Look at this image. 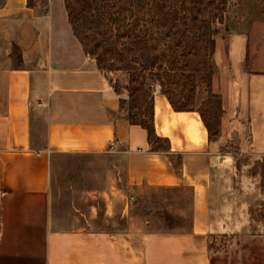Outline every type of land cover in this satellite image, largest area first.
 Wrapping results in <instances>:
<instances>
[{
    "label": "crops",
    "instance_id": "crops-1",
    "mask_svg": "<svg viewBox=\"0 0 264 264\" xmlns=\"http://www.w3.org/2000/svg\"><path fill=\"white\" fill-rule=\"evenodd\" d=\"M17 17L25 27L0 32L19 48L0 45V264H210L218 151L200 112L155 92L168 143L150 142L121 104L126 73L85 53L65 0H5L0 21ZM249 37L226 36L217 81L215 39L212 83L226 139L236 131L242 153L264 155V22Z\"/></svg>",
    "mask_w": 264,
    "mask_h": 264
},
{
    "label": "rangeland",
    "instance_id": "rangeland-1",
    "mask_svg": "<svg viewBox=\"0 0 264 264\" xmlns=\"http://www.w3.org/2000/svg\"><path fill=\"white\" fill-rule=\"evenodd\" d=\"M72 1L80 19L79 38L93 54L108 58L107 70L126 73L127 85L130 67L139 80L145 75V96L140 99L145 114L149 112L151 97L161 91L164 84L177 104L206 115L218 151L211 191L210 264H264V155L242 153L239 143L243 140H239L236 131L226 139L229 130L222 128V99L212 83L215 47L209 58L212 68L209 81L208 69L203 63L205 58L198 56L193 47L196 40V45H200L202 29L186 28H191L194 19L206 18L210 0ZM263 22L264 0L227 2L223 21L211 25L217 30L214 42L216 38L219 40L214 62L216 81L224 74L226 36L230 32L234 35L248 33L249 43L254 45L256 38L262 36ZM27 23L22 17H17L16 21L2 20L0 32H5L6 37L7 31L13 32L17 26L25 27ZM10 41L11 44L7 38H0V45L10 46L17 53L15 40ZM252 52L246 69L256 67V55ZM168 59H174L173 67L177 68L181 66L179 60L183 59L184 71L176 75L155 68L157 63L165 64ZM123 106L127 109L128 98ZM245 132L248 140V129ZM158 144L164 146L165 143ZM141 218L136 215L137 222Z\"/></svg>",
    "mask_w": 264,
    "mask_h": 264
},
{
    "label": "trees",
    "instance_id": "trees-1",
    "mask_svg": "<svg viewBox=\"0 0 264 264\" xmlns=\"http://www.w3.org/2000/svg\"><path fill=\"white\" fill-rule=\"evenodd\" d=\"M5 0L0 1V6L4 4ZM229 0H210L209 4V10L206 18H200L198 20L194 19L193 24L191 25V28L186 27L188 30H194V29H202L201 31V43L200 45H196L197 40L195 41L194 44V49L197 50V55L205 58L204 60V66L205 68L208 69V79L210 81L211 79V74H212V68L209 63V58L214 52V47H215V42L213 35L217 33L216 28H212L211 25H213L215 22H222L223 21V13L226 9V4ZM28 4H31V0H28ZM65 7L67 10V16H68V21L72 27V31L75 34V36L79 39V42L81 43V46L85 53L90 55L91 57H94L97 63V66L101 70H107L108 67L106 66L108 58L93 54L85 45L83 40L79 38V33H78V22H79V16L77 14V7L75 6V3L72 0H65ZM186 29V30H187ZM187 30V31H188ZM179 55V54H176ZM182 54H180L181 56ZM184 56L187 55V53L183 54ZM172 56V55H171ZM175 59V58H174ZM165 60V64L162 62H159L156 64L155 68L158 70L162 69L167 72L176 74L179 73L181 70L184 71V66L182 65L183 59H180L179 62H181V66L179 68L173 67V62L175 60ZM247 62L245 61V64ZM201 69V68H200ZM130 73L129 77V83L127 85V91H128V118L129 121L133 124H138L141 127H143L147 131V136L150 142L152 143H157L160 141V139L155 135V130H154V124H153V106H152V98L149 103V112L145 114L141 107H140V99L144 97V84H145V75L143 76V79L139 80L137 77H135L132 73V68L130 67L128 69ZM172 74V76H173ZM157 75V74H156ZM162 90L160 93L166 96L168 99L169 103L173 107L174 110H194L192 107H188L182 104H177L175 100L173 99L172 95L168 90L164 88V84H162ZM121 104H123V101H121ZM201 114V118L205 124V126L208 129V134L209 138L212 136V130L209 127L208 119L206 115L199 111ZM165 143L167 144V140H165ZM158 146V145H157Z\"/></svg>",
    "mask_w": 264,
    "mask_h": 264
}]
</instances>
